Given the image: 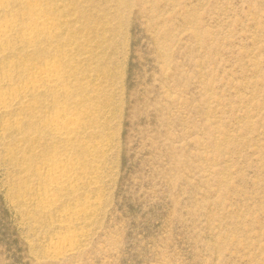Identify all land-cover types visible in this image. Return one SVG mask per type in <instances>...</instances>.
<instances>
[{
    "label": "rangeland",
    "instance_id": "rangeland-1",
    "mask_svg": "<svg viewBox=\"0 0 264 264\" xmlns=\"http://www.w3.org/2000/svg\"><path fill=\"white\" fill-rule=\"evenodd\" d=\"M1 23L0 264H264V0H0Z\"/></svg>",
    "mask_w": 264,
    "mask_h": 264
},
{
    "label": "bare ground",
    "instance_id": "bare-ground-1",
    "mask_svg": "<svg viewBox=\"0 0 264 264\" xmlns=\"http://www.w3.org/2000/svg\"><path fill=\"white\" fill-rule=\"evenodd\" d=\"M4 8V7H3ZM32 20H34V19H32ZM45 20V19H44ZM8 22V21H7ZM10 23V22H9ZM32 22L30 21V24H31ZM33 23H34V21H33ZM36 23V22H35ZM11 24H13V22L11 23ZM10 25V24H9ZM9 25H8V23H1V25H0V38L1 37H5L6 35H8L9 34ZM31 25H34V24H31ZM11 26V25H10ZM30 26V25H29ZM14 28V27H13ZM40 30V29H39ZM12 31V30H11ZM25 32V33H24ZM24 34H25V36H26V38L27 39H32L33 40V38L36 36V32H38V27L37 26H33V27H31V28H28L27 27V29H25L24 28ZM8 33V34H7ZM10 35V34H9ZM38 35V34H37ZM8 37V36H7ZM25 38V39H26ZM3 39V38H2ZM26 39V40H27ZM35 39V38H34ZM29 40V41H30ZM37 72V71H36ZM37 75V74H36ZM38 76H39V78L38 79H40V81L42 82V83H45L46 85H50V86H53V88H56V87H58L59 85V82H60V80H61V77H60V75L57 73V72H54V71H42V72H38ZM39 82V81H38ZM40 82V83H41ZM38 85V84H37ZM38 87H39V85H38ZM37 86H36V84H32V88L33 89H37L38 88ZM3 96V95H2ZM2 98H4V97H2ZM58 114V113H57ZM60 115H62V114H60ZM53 116H55V119H53V120H55L54 121V123L56 122V124L57 123H60V126H58V124H57V128H54L55 129V131L57 132V134L58 135H60V136H67V135H69L70 133H72L73 131L72 130H74V127H73V123H72V121L71 120H69V121H67V122H65L66 121V119H65V121H64V123H61L62 122V119H61V122H60V118L59 117H61V116H57L56 114L55 115H53ZM65 117V116H64ZM62 118V117H61ZM69 119V118H68ZM53 123V122H52ZM56 126V125H55ZM55 126H53V127H55ZM73 128V129H72ZM54 131V130H53ZM53 167V166H52ZM61 173H62V168H54L53 169V172H52V177H56V176H59V175H61ZM57 178V177H56ZM59 179V178H58ZM53 182V181H52ZM62 184H63V182H62ZM50 185V184H49ZM56 185V184H55ZM50 188V187H49ZM53 188V187H52ZM59 190V189H58ZM51 191V190H50ZM59 239V238H58ZM63 240V239H62ZM71 241V240H70ZM73 241V240H72ZM61 242H57V244H60ZM56 244V245H57ZM66 244H68V243H66ZM55 245V244H54ZM53 245V246H54ZM52 246V247H53ZM63 246V245H62ZM70 246V245H69ZM73 246V245H72ZM51 251V250H50ZM73 251V250H72ZM71 252V251H70Z\"/></svg>",
    "mask_w": 264,
    "mask_h": 264
}]
</instances>
